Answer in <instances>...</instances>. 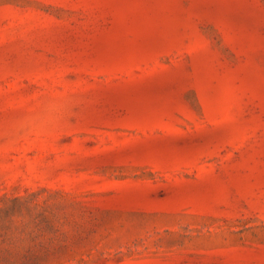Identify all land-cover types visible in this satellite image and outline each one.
I'll list each match as a JSON object with an SVG mask.
<instances>
[{
    "label": "rangeland",
    "instance_id": "rangeland-1",
    "mask_svg": "<svg viewBox=\"0 0 264 264\" xmlns=\"http://www.w3.org/2000/svg\"><path fill=\"white\" fill-rule=\"evenodd\" d=\"M0 264H264V0H0Z\"/></svg>",
    "mask_w": 264,
    "mask_h": 264
}]
</instances>
